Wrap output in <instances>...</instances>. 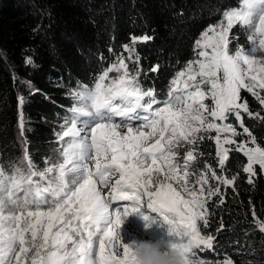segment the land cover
Instances as JSON below:
<instances>
[{
	"label": "snow or ice",
	"instance_id": "6c2138e0",
	"mask_svg": "<svg viewBox=\"0 0 264 264\" xmlns=\"http://www.w3.org/2000/svg\"><path fill=\"white\" fill-rule=\"evenodd\" d=\"M236 25L252 31L249 47L233 52L230 33ZM148 39L133 37V44ZM194 52L163 100L145 90L119 58L94 87L73 92L76 103L65 118L70 125L57 134L63 142L61 163L39 169L26 150L27 171L17 167L9 175L0 168V264H134V250L120 242L119 229L129 213L141 209L167 225L169 246L185 264H234L230 257L213 262L198 254L215 247L214 236L202 232L201 224L209 226L207 205L213 197L223 204L221 185L232 187L238 178L223 172L230 151L246 157L249 184L255 166L264 172V146L242 117L260 115L250 111L243 91L264 108V0H240L225 10L195 40ZM113 71L118 75L109 81ZM19 102L22 107L23 97ZM231 117L248 141L237 144L240 133L228 122ZM23 127L21 113L22 132ZM205 138L215 140L219 175L209 165L192 169L195 146ZM181 148H186L183 157ZM101 187L109 189L107 196ZM117 202L125 205L122 212H110ZM257 224L264 232V222Z\"/></svg>",
	"mask_w": 264,
	"mask_h": 264
},
{
	"label": "trees",
	"instance_id": "16d2710c",
	"mask_svg": "<svg viewBox=\"0 0 264 264\" xmlns=\"http://www.w3.org/2000/svg\"><path fill=\"white\" fill-rule=\"evenodd\" d=\"M239 2L0 0V168L9 175L17 167L27 171L26 150L39 169L58 159L62 144L57 134L76 103L73 92L90 87L113 65L124 45L133 49L132 63H126L132 76L145 90L153 89L158 99H165L177 73L195 59V40ZM250 34L251 29L236 25L230 33V50L246 48ZM143 36L150 39L133 44V37ZM153 67L157 71H151ZM242 97L251 112L260 114H242L244 125L264 146V108L250 93L243 91ZM235 140L239 144L249 136L242 133ZM214 143L205 138L195 146L193 170L209 165L221 174ZM245 162L241 152L230 151L223 172L238 178L232 187L221 185L223 204L215 196L207 205L212 215L207 228L201 224V231L214 236L215 247L198 254L213 262L230 257L234 264H264V233L256 225L264 222V172L255 166L257 174L249 184Z\"/></svg>",
	"mask_w": 264,
	"mask_h": 264
},
{
	"label": "rangeland",
	"instance_id": "374dc122",
	"mask_svg": "<svg viewBox=\"0 0 264 264\" xmlns=\"http://www.w3.org/2000/svg\"><path fill=\"white\" fill-rule=\"evenodd\" d=\"M244 28H246V27H244ZM131 40L133 41V38ZM124 46H122L121 49H120V51H119V53L114 56V61H113L112 64H116L118 62V59L119 58H123L124 61H125V63H127V62H131L132 63V60H133V58L131 56L132 52L129 53L125 49ZM128 46L130 47V45H128ZM247 47H249V42H248ZM109 67H111V66L109 65L107 68H109ZM107 68L104 71H106ZM127 70L132 75L131 69L127 68ZM122 71L123 70H121V72ZM102 73H100V74H102ZM99 75L96 77L94 83L89 88L94 87L96 81L98 80ZM117 75H118V73L115 72V71L109 73L108 80L110 81L111 78H115ZM74 99H75V97H74ZM208 103H210V101H208ZM230 120L233 121V122H235V124L237 126H239V128H236L237 129V132L240 133V134H242L243 133V129L240 128L239 122H237L234 117H231ZM68 125H70V122L67 125L66 124L63 125L62 126V129L64 127L68 126ZM19 126H20V117H19ZM210 134L213 137L215 136V133L214 132H212ZM67 139L68 138H65V140H67ZM57 140H58V136H57ZM213 140H214V138H213ZM59 142H61V141H59ZM214 142H215V140H214ZM61 144H63V142H61ZM214 146H215V159H216L217 163L219 164V158L216 155V151L217 150H216V144L215 143H214ZM185 151H186V148H181L180 149L181 157H183ZM62 160H63V156H62V149H61V155H60V157L58 156V159L56 158L54 161L48 162L47 163V166L58 165L59 163L62 162ZM245 161H246V157H245ZM246 162H245V164H246ZM245 164L243 165V167L245 166ZM217 168L220 169V166L218 165ZM205 169H206V166H203L202 168L197 169V170H205ZM193 171H196V170H193ZM208 175H209V178L211 179V173L210 172L208 173ZM70 178L71 177H69V179ZM117 178L118 177H115V176L114 177H111L110 180H109V183H114L115 182V179H117ZM159 179L162 180L163 177L160 176ZM211 183L213 184V186L216 185V181H211ZM100 191L105 196H107L108 193H109V189L108 188H104V187H101L100 188ZM124 206L125 205L117 202V203L110 204L109 205V209H110V212H122V209H123ZM13 210L14 209L9 208V211H13ZM144 217H147V219H145ZM256 225H257V227L259 229V226H258L257 222H256ZM262 233H264V232H262ZM119 240H120V242L122 244H124L126 246H129L133 250H135L136 245L139 242H141V241L151 240V241L155 242L157 240H164L166 243L169 244L170 241L173 240V238L168 235L167 225H165L162 222V220L159 218V216L157 214L150 213V212H147V211H144L143 209H141L140 211H137V212H134V213H129L124 218V223L120 226V229H119ZM29 264H30V261H29Z\"/></svg>",
	"mask_w": 264,
	"mask_h": 264
},
{
	"label": "clouds",
	"instance_id": "9594fccd",
	"mask_svg": "<svg viewBox=\"0 0 264 264\" xmlns=\"http://www.w3.org/2000/svg\"><path fill=\"white\" fill-rule=\"evenodd\" d=\"M133 259L134 264H185L181 253L172 249L164 240L139 242L135 247Z\"/></svg>",
	"mask_w": 264,
	"mask_h": 264
}]
</instances>
